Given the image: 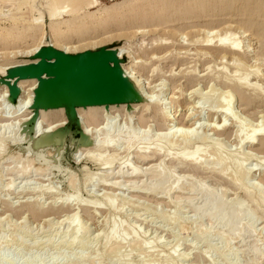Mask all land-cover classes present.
Returning <instances> with one entry per match:
<instances>
[{"label": "rangeland", "instance_id": "374dc122", "mask_svg": "<svg viewBox=\"0 0 264 264\" xmlns=\"http://www.w3.org/2000/svg\"><path fill=\"white\" fill-rule=\"evenodd\" d=\"M51 1L8 0L7 3V0H0V142L4 145L0 155V264H124L126 261V264H264V197L249 188L252 197L259 195L254 202L243 189L230 183L223 176L224 172L220 174L222 176L219 173L211 176V170L198 171L191 166H180L178 162L174 163L175 160L170 161V158L163 160L161 155H153L155 157L146 161L137 157L138 151H145L146 147L156 149L166 145L174 154H180L183 150H193L196 144L215 164L219 156H214L211 151L219 147L222 154L231 157V172L236 173L234 158L249 157L244 171L238 176L248 187L252 182H257L264 188L262 145L239 144L241 137H248L253 127L258 128L259 124L261 128L264 126V0H95L94 5L75 13H68L70 6L62 10L60 22L68 21L75 15L79 18H86L88 14L105 15L106 8H110V13H113L116 7L124 11L125 16L132 15L117 19L116 25L94 35V40L105 38L106 42L90 51L103 47L121 49L123 56L119 59L125 64H134L133 70L130 68L128 72L134 71L135 76L141 79L143 88L139 90L144 91L141 98L152 99L153 96L155 102L166 98L167 101L163 100L166 102L164 108L177 113L178 122L191 115L194 120L191 123H196L193 126L196 127L193 128L194 136H191L193 142L190 139L188 142L176 137L173 139L168 133V126L162 124L160 109L146 105L145 99L115 104L116 107L113 105L107 110L99 106L93 121L87 120L86 115L84 117L90 108L82 104L75 107L74 116L69 115L64 108H33L30 104H33L39 79L32 78L30 82L21 84V80L27 78H11L7 82L6 76L10 69L22 66L23 62L31 63L40 59L35 58L37 53L27 54L29 49L33 50L40 42L39 50L52 45ZM124 4L136 7L127 14L129 6H121ZM190 8L196 9V13ZM204 8H208V12H203ZM137 22L146 23L144 28L151 29L150 32L134 34L136 28L131 26ZM32 23H37L39 27L30 38L15 42L16 33L7 40L1 36L14 27L24 32ZM208 31L213 33L210 37ZM208 37L213 40L209 45L206 43ZM220 37L243 41L249 47V56L218 46ZM247 74H250V85L243 87L244 93H241L237 87L238 78ZM10 83L19 85V96L12 97L13 86ZM228 96H234L233 114L226 119V131L217 132L215 126L225 122L224 114L227 111L224 107ZM245 97L250 99L249 103L245 102ZM25 101L31 103L27 105ZM16 109L18 113L15 114ZM238 121L242 123L240 135L237 133ZM53 124L60 127L52 129ZM49 125L52 130H49ZM48 130L49 134L46 133ZM51 132L55 136L50 135ZM38 134L42 136L39 141ZM106 135L118 140L115 149L100 145ZM131 136H137L133 140L136 143L128 149L126 141ZM44 138L53 141L41 147L39 143L46 142ZM163 139L168 140L165 142ZM89 153L95 156L101 153L99 157L102 159L115 158L112 176L121 182L117 188L100 184L105 169L90 160L93 155ZM202 159L205 160V156ZM127 162L139 169L141 175L126 178V175L121 174L127 170H122ZM158 163L160 166L164 163L162 168L167 171L162 170L172 176L171 184L181 178L180 184L185 182L184 185L194 187L205 185L218 200H228L225 203L230 209H245L249 216L247 214L236 224L240 231H231L225 220L220 222L213 218L209 221L207 214L194 211L207 204L208 194L189 192L185 186V189L180 187L169 192V183L167 191L170 194L167 191L159 192V179L162 181V178L156 179L151 174L155 168H160L157 167ZM152 165L154 168H151ZM25 167H31L32 172L18 178L17 171ZM43 168L45 171H42ZM148 183L155 187L158 185L157 190ZM146 185L152 189L149 190ZM224 193L227 195L224 196ZM170 195L173 196L172 201ZM107 198H116V207H111ZM67 200L71 202L64 204ZM78 201L82 202L81 205L77 204ZM74 212L78 215H75L77 218L72 224L70 221L75 217H72ZM227 214L229 212L226 210L223 216ZM68 217L71 219L68 220ZM114 221L122 229H119V234L121 237L126 236L127 241L122 244L116 240L107 247L105 242ZM77 223L86 229L79 234L75 243H71L72 228ZM203 228L208 232L205 238L198 236ZM221 234L228 236L229 241H225ZM135 240H151L149 250L141 249Z\"/></svg>", "mask_w": 264, "mask_h": 264}, {"label": "bare ground", "instance_id": "6f19581e", "mask_svg": "<svg viewBox=\"0 0 264 264\" xmlns=\"http://www.w3.org/2000/svg\"><path fill=\"white\" fill-rule=\"evenodd\" d=\"M2 1H5V0H2ZM28 1V0H27ZM2 4H4V2H1ZM7 3H8V0H7ZM96 3V1L95 0H53V1H51L50 2V9L51 10H49V11H51V13H50V19H51V32H52V35H51V38H52V40H51V42H52V45L51 46H53V47H55L56 49H58V50H61V51H64V52H66V53H68V54H79V53H84V52H87V51H90L91 50V48H95V47H97V46H101V44H102V46H103V43H105L106 42V40H105V38L103 39H98V40H94V39H96V38H94L93 39V37H94V35H96V34H98V33H102L103 31H105V30H107V29H109L110 27H113L114 25H116L117 23H116V21H117V19L118 20H120V18L122 17V18H127V17H130V16H132V15H124V11H121V10H118L117 8L118 7H116V8H114L112 11H113V13H110L111 12V10H110V8H106L105 10H104V12H105V15H102L101 13H97V14H88V16H86V18H79V17H77V15H75V16H73L72 18H70L68 21H65V22H60V21H58L59 19H60V16L63 14V12L64 11H62L63 9H66V7H71V9H70V11H68V13L69 12H71V13H75L76 11H79V10H81V9H83V8H85V7H88V6H92V5H94ZM26 6H27V4H26ZM121 6H124V7H128V13L127 14H130L129 12H131L135 7H136V5H134V6H132V5H126V4H124V5H121ZM18 8H21V7H18ZM25 8V7H24ZM1 10V9H0ZM190 11H193L194 13H196V9H189ZM208 8H204V10H203V12H208ZM27 11V10H26ZM22 12V11H21ZM17 13V12H16ZM33 13V12H32ZM70 13V14H71ZM108 13H110V14H108ZM13 14H15V13H13ZM24 14V13H23ZM99 14H101V15H99ZM72 15V14H71ZM10 16V15H9ZM19 16H20V14H19ZM27 16V15H26ZM13 17V16H12ZM20 18H21V16H20ZM24 18H26L25 16H24ZM24 18L23 19H21V20H24ZM29 18V17H28ZM121 18V19H122ZM34 19V18H33ZM27 20V19H26ZM38 20V19H37ZM27 22H29V20L27 21ZM30 22H31V20H30ZM34 22H35V20H34ZM18 23H19V21H18ZM39 23V22H38ZM120 24H124V23H120ZM144 24H146V23H141V22H137V23H132V28H136V31L134 32L133 31V33L134 34H140V32L142 33H148V32H150V30H146L144 27L145 26H147V25H144ZM148 24V23H147ZM151 25V24H150ZM38 27H39V25H37V23L35 24H31L30 26H29V29L28 30H26V31H24V32H20L19 31V28H13V29H11V30H9V31H7L6 33H4V34H1V36L2 37H4L6 40L8 39V38H10L11 36H12V34H14V33H16L17 35H16V38H14L13 40H15V42L17 41V42H19L20 40H25L26 38H30V36H33V34L38 30ZM208 27H210L211 28V26L210 25H208ZM153 29V28H152ZM155 29H157V28H155ZM203 32V31H202ZM208 32H210L209 33V37H210V34L213 32L214 33V31L212 30V32L211 31H208ZM221 32V31H220ZM132 33V34H133ZM212 33V34H213ZM219 34V33H218ZM126 35V34H125ZM215 35V34H214ZM98 36H100V35H98ZM212 36V35H211ZM227 36V35H226ZM42 37V36H41ZM97 37V36H96ZM109 38H111L110 36H108ZM116 37H119V36H116ZM206 38V43H207V45H209V43H211V41H213V40H211L210 38ZM230 37V36H229ZM44 38V37H43ZM221 38V37H220ZM41 39V38H40ZM44 40V39H43ZM110 40V39H109ZM112 40V39H111ZM110 40V41H111ZM48 41H49V43H50V40L48 39ZM46 42V41H45ZM47 43V42H46ZM38 45V46H37ZM36 45V47L33 49V50H31V49H29V51H27L26 53L27 54H29V55H34V54H36L37 52H38V50H39V47L41 46V42L40 43H38ZM218 46H220V47H224V48H228V49H230V50H233V51H235V52H238V53H240V54H243V56H245V57H248L249 56V53H250V51H249V47L248 46H246L244 43H243V41H240V40H231L230 38H228V37H225V38H221L220 40H219V42H218ZM118 49V48H117ZM116 48H114V49H111L112 51H115V52H117V55H118V57L120 58V57H122L123 55H121V54H123V53H121L120 52V50H117ZM122 51V50H121ZM11 53V52H10ZM13 53V52H12ZM25 53V54H26ZM31 53V54H30ZM125 53V52H124ZM5 54V53H4ZM126 55H131V54H126ZM7 56V55H6ZM10 56V55H9ZM131 58V57H130ZM133 58V57H132ZM234 59V58H233ZM40 59H38L37 61H35V62H31V63H37L38 61H39ZM241 61V60H240ZM135 62V61H134ZM29 61H25V62H23L22 63V65H28V64H31ZM243 63V62H242ZM113 64V63H112ZM235 64V63H234ZM133 65L134 64H131V63H128V64H125V63H123V62H121V59H120V67H121V70H122V72L124 73V75L134 84V86H135V88H136V91L135 92H132L131 91V94H130V97H131V99H129L128 101H125V102H122V103H109V104H107V103H104V104H91V103H88L89 102V100H90V94H89V92L88 91H86L85 89H84V83H83V81L78 77V79H76V77L74 78V77H71L69 80H72V78H74V80L72 81V82H69V80L67 79L66 80V83H61V85H59V86H56L53 90H51V89H48V90H46V91H43L42 90V92H40V96L38 95V97L35 95V96H33V98H34V100H35V98H36V100H38V102L39 103H41V104H44V105H46V104H53V105H59V107H57V108H55V109H58V108H64L65 110H66V108L68 107L69 109H70V111H72L73 113H75V107L77 106V105H80V104H83V105H86L88 108H90V110H89V112H87V114H84V117H85V115H86V117H87V120H92L93 121V119H94V116H96V115H94V113H95V111L98 109L99 110V106H101L102 108H106V110H107V108L109 107V109H110V106H113V105H115V104H126L127 102H130L131 100H138V99H145L144 101L146 102V105L148 104L149 106H151V107H157V108H159L160 109V115H161V120H162V124H165V125H167L168 126V130L170 131V132H168L169 134H170V136L172 135L173 136V139H174V137H176V138H179V140H192L191 138V136H194L193 135V133H195V131H194V129L193 128H196V127H193L194 126V124H196V123H191L192 122V120H193V118L191 117V115H188V116H186V117H188V119H186V120H183V121H180V122H178V120H177V113H175V112H168V111H166L165 110V108H164V102L165 101H167V100H165V99H163V100H165V101H163V100H160L159 102L157 101V102H155V101H153V96H152V99L151 98H149V99H147L146 97H143V98H141V94L144 92V91H140L141 90V88H143L141 85V79L139 80V76H135V74L133 73V72H128V70L130 69V68H132V70H133ZM237 65V64H236ZM241 65V64H240ZM15 66V65H14ZM13 67V66H12ZM12 67H9V68H12ZM4 69V68H3ZM7 69V68H6ZM228 69V68H227ZM257 69V68H256ZM0 71H1V69H0ZM4 72V71H3ZM2 72V73H3ZM137 73V72H136ZM239 73V72H238ZM236 74V73H235ZM202 75V74H201ZM239 75H240V73H239ZM249 75L250 74H247L245 77H243V78H241V79H239L238 78V80H240L239 81V85L237 86L238 88H239V90H240V92L241 93H244V91H243V87H245V86H249L250 84H248L249 83ZM243 76V75H242ZM138 77V78H137ZM224 78V77H223ZM143 79V78H142ZM31 80H33L32 78H27V79H23V80H21L22 82H21V84L23 83V84H25V83H27V82H30ZM232 80V79H231ZM235 80H237V79H235ZM17 81H19V79H17ZM78 82H80V83H78ZM141 82V83H140ZM147 82V81H146ZM238 82V81H237ZM20 84V85H21ZM67 84H71V85H67ZM74 84H77V85H74ZM254 84V83H253ZM255 85V84H254ZM17 86V88H19V85H16ZM146 86V85H145ZM148 86V85H147ZM21 87V86H20ZM39 87H40V84L39 85H37V87L35 86V91H37L38 89H39ZM258 87V86H257ZM148 88V87H147ZM140 89V90H139ZM261 89V88H260ZM143 90V89H142ZM228 90V89H227ZM255 90V89H254ZM17 90L16 89H14L13 87H12V93L13 94H15L14 95V97H17V96H19L20 95V93H21V89L19 88V90L16 92ZM34 91V92H35ZM141 93H140V92ZM263 91V90H262ZM228 92V91H227ZM231 93V92H230ZM233 93V92H232ZM231 93V94H232ZM153 94V93H152ZM151 94V95H152ZM148 95V94H147ZM173 95V94H172ZM202 95V94H201ZM233 95V94H232ZM30 96V95H29ZM32 96V95H31ZM144 96V95H143ZM146 96V95H145ZM204 96V95H203ZM231 96V95H230ZM230 96H228V101H227V103H226V107H224L225 108V110L227 111V112H225V116H224V118H225V122H223L222 124H220L219 126H215V124L213 125V126H215V131L217 130V132H219V130H225L226 131V126H227V123H226V119L228 118V117H230L231 116V114H233L232 112H233V108H232V106L234 105L233 104V98H234V96H233V98H230ZM172 97V96H171ZM155 98V97H154ZM174 98V97H173ZM201 98V97H200ZM225 98V97H224ZM230 98V99H229ZM32 99V98H31ZM31 99H28V101L29 100H31ZM23 100V99H22ZM155 100V99H154ZM225 100V102H226V99H224ZM244 100H245V102H247V103H249L250 102V99L248 98V97H245L244 98ZM26 102V101H25ZM31 102H32V100H31ZM30 102V103H31ZM141 102H143V101H141ZM27 103H29V102H26V104ZM29 103V104H30ZM33 103H34V101H33ZM166 103V102H165ZM222 103V102H221ZM25 104V103H24ZM25 104V105H26ZM219 104V103H218ZM223 104V103H222ZM28 105V104H27ZM30 105H32L33 106V104H30ZM76 105V106H75ZM104 105V106H103ZM166 105V104H165ZM75 106V107H74ZM90 106V107H89ZM223 106H225V105H223ZM115 107H116V105H115ZM166 107V106H165ZM221 107H222V105H221ZM112 108V107H111ZM87 109V108H86ZM101 109V108H100ZM149 109V108H148ZM151 109V108H150ZM17 110L18 109H16L15 110V114H16V112H17ZM24 110V109H23ZM29 110V109H28ZM44 110H49V109H44ZM62 109H60V111H61ZM98 110L96 111V113L98 112ZM146 110H147V107H146ZM168 110V109H167ZM25 111V110H24ZM55 111V110H54ZM63 111V110H62ZM67 111V110H66ZM88 111V110H87ZM222 111V110H221ZM19 112H20V110H19ZM29 112V111H28ZM56 112H58L57 110H56ZM55 112V113H56ZM145 112V111H144ZM18 113V112H17ZM62 113V112H61ZM84 113V112H83ZM3 115V114H2ZM24 115V114H23ZM94 115V116H93ZM234 116H235V114H234ZM238 116V115H237ZM240 118V117H239ZM23 119H25V117L23 118ZM85 120H86V118H85ZM141 120H142V118H141ZM238 120H241V119H238ZM27 121V120H26ZM90 121H88V122H90ZM143 121V120H142ZM194 121V120H193ZM242 121V120H241ZM241 121H238V127H239V130H237L238 132V134H239V131L241 132V130H242V128H241V125H242V123H241ZM4 124H6L5 122H3ZM214 123V122H213ZM253 123V122H252ZM264 123V122H263ZM4 124H2V125H4ZM58 124V123H57ZM59 124H60V122H59ZM95 124V123H94ZM171 124H174L173 126H172V128H171ZM202 124V123H201ZM233 124V123H232ZM254 124V123H253ZM252 124V125H253ZM7 125H8V123H7ZM61 125V124H60ZM60 125H58L59 127H60ZM80 125V124H79ZM260 125V124H259ZM258 125V128H256V126H255V128L253 129L252 128V131H251V129H249L251 132H250V135L248 136V137H241V140L239 141L240 143V145L242 146L243 144H245V145H262V147H263V149H264V126L261 128V126H259ZM50 126V125H49ZM53 126H54V124H53ZM52 126V127H53ZM57 126V127H58ZM55 127L56 126H54V128H52V129H55ZM56 127V128H57ZM243 127V126H242ZM184 128H185V131H184ZM212 128V127H211ZM237 128V127H236ZM51 129V126L49 127V130ZM51 129V130H52ZM244 129H245V127H244ZM49 130L46 132L47 134H49L48 132H49ZM56 130V129H55ZM55 130H53V131H55ZM57 130H60V129H57ZM166 130V129H165ZM167 130V131H168ZM52 131V132H53ZM52 132L50 133V135L52 134ZM199 132V131H198ZM53 133H55V132H53ZM83 133V135H84V132H82ZM167 133V134H168ZM249 133V132H248ZM164 134V133H163ZM163 134H162V138H163ZM199 134V133H198ZM237 134V135H238ZM241 134V133H240ZM239 134V135H240ZM247 134V133H246ZM245 134V135H246ZM52 135H54V134H52ZM158 135V134H157ZM160 136H161V134H159ZM239 135H238V137H239ZM41 136V134H38V138ZM49 136V135H48ZM47 136V137H48ZM55 136V135H54ZM107 137H106V139H104L101 143H100V145H102L104 148H111V147H114V149L116 148V146H117V144L118 143H116V141H118V140H114V138H112V137H110V136H108V135H106ZM159 136V137H160ZM170 136H169V138H170ZM171 136V137H172ZM204 136V135H203ZM244 136V135H243ZM42 137V136H41ZM200 137H202V136H200ZM205 137V136H204ZM209 137V136H208ZM45 138H46V136H45ZM44 138V139H45ZM129 139H128V141H126V143H128V144H126L127 146V148L128 149H131V147H133L132 145L134 144V143H136V141H133L135 138H137V136H131V137H128ZM161 138V139H162ZM164 138H166L165 137V135H164ZM168 138V137H167ZM181 138V139H180ZM203 138V137H202ZM36 139V138H35ZM41 139V138H40ZM39 139V140H40ZM51 139H53V137L51 138ZM56 139V138H55ZM217 139H218V137H217ZM46 140V139H45ZM50 140V139H49ZM47 141L46 140V142L44 141V142H42V144H40L39 143V146H41V147H44V146H48V145H50V143L53 141ZM163 140H165V139H163ZM168 140V139H167ZM167 140H165V142L167 141ZM176 140V139H175ZM195 140H196V138H195ZM210 140V139H209ZM216 140V139H215ZM219 140V139H218ZM59 141V140H58ZM65 141V140H64ZM159 141V140H158ZM173 141V140H172ZM183 141V142H184ZM185 141V142H186ZM217 141V140H216ZM174 142V141H173ZM188 142V141H187ZM192 142H193V140H192ZM219 142V141H218ZM2 142H0V155H1V153H2V149L4 148V145H2L1 144ZM177 143V142H176ZM181 143V142H180ZM189 143H190V141H189ZM238 143V142H237ZM162 144V143H161ZM179 145V144H178ZM181 145V144H180ZM161 146V145H160ZM160 146H158L159 148H157L156 147V149H150V147H146L144 150L145 151H141L140 153H139V151H138V153H137V157L139 156V160H142V161H146V160H149L153 155H161L162 157H163V160L164 159H166V158H170V161H172V160H175V162L174 163H179L180 164V166H185V167H188V166H191L192 168H194L195 170H198V171H207L208 172V170H211V171H209L211 174V176H213V175H215V174H217V173H219V175L220 174H222L223 172V176H225L226 178H228V180L230 181V183H232V184H234L237 188H241V189H243L244 190V192L248 195V197H250V198H252V200L254 201V202H256V200H255V198H258V196L260 195L261 197H264V188L263 187H260V183H257V182H252L251 184H250V186L248 187L246 184H244V182H242V180H241V178L238 176V174H242V171H244L243 169H244V166H245V162L246 161H248L247 160V158H249V157H243V158H239L238 160H235V159H237V158H234V160L233 161H236V162H234V165H235V168L234 169H236V173L233 171V172H231L232 171V169H231V171L229 170V167H230V165L233 163H231V160H230V158L227 156V155H225V154H222V150L218 147V148H216V147H214V149L211 151V152H213V154H214V156H219V161L217 162V163H215L214 164V161H211V159H209L210 157L208 156V155H204L205 153L203 152V150H202V148H200L199 146H197L196 144H195V148L193 149V150H189V151H184L183 150V152H179L180 154H177V153H175V154H177V155H175L172 151H171V148H166V145H162V147H160ZM183 146V145H182ZM53 147V146H52ZM187 147V146H186ZM26 148V147H25ZM31 149V148H30ZM243 149V148H242ZM41 150V149H40ZM149 150V151H148ZM188 150V149H187ZM206 150V149H205ZM42 151V150H41ZM97 151V150H96ZM107 151V150H106ZM105 151V152H106ZM128 151V150H127ZM98 152V151H97ZM104 152V151H103ZM43 153V152H42ZM93 153V152H92ZM95 153V152H94ZM246 153V152H245ZM49 154V153H48ZM90 155H91V153H89ZM101 154V153H100ZM98 155V157L99 156H101V155ZM126 154V153H125ZM252 154V153H251ZM93 155V156H92ZM91 156L92 157H90V160H92V161H94V162H96L97 164H99V166L101 165L103 168L102 169H105V173H104V176L102 177V179L99 181L100 182V184H102L103 186H105V187H111V188H117L118 186H119V184H121V182L119 183V181H117L118 179H116V180H114L113 178L115 177V176H112V175H114V171H113V161H114V159H112V158H104L103 157V159H102V157H97V155L95 156L94 154H92ZM103 155L105 156V153H103ZM102 155V156H103ZM225 155V156H224ZM52 156V155H51ZM58 156V155H57ZM107 156V155H106ZM119 156V155H118ZM205 156V160L204 159H202V157H204ZM241 156H243V155H241ZM262 156V155H261ZM20 157V156H19ZM115 157V156H114ZM153 157H155V156H153ZM240 157V156H239ZM263 157V156H262ZM17 158V157H16ZM40 157H38V159H39ZM42 158V157H41ZM88 158V157H87ZM101 158V159H100ZM260 158V157H259ZM264 158V157H263ZM13 159H14V157H13ZM215 159V158H214ZM55 160V159H54ZM129 159H127V161H128ZM159 160V159H158ZM31 161V159H29V162ZM130 161V160H129ZM161 161H162V159H161ZM211 161V165L209 164L208 166H211V167H208L207 165H206V163H209ZM217 161V160H216ZM44 162H46V161H44ZM48 162V161H47ZM122 162V161H121ZM126 162V161H125ZM132 162V161H131ZM131 162L129 163V162H127L126 164H124L123 165V167H122V170L123 169H127L125 172L123 171V173H121V174H123V175H126V178L127 177H137V176H139V175H141L140 174V172H139V169H136V168H133V164L131 165ZM264 162V161H263ZM161 164V163H160ZM164 163H162V165H163ZM155 165V164H154ZM154 165H152L153 167H151V168H154ZM160 166L159 165V163H158V168L160 167L161 168V171H160V168L159 169H157V168H155V170L154 171H152V175H154V178L156 177V179H158V178H162V181H160V179H159V184H160V186H159V188L158 189H160L161 191H159V192H164L165 193V191H167L168 190V183L169 184H171V179H173L172 178V176L170 175V173L168 172V173H163L164 171L163 170H165V169H163L162 167L163 166ZM233 165V166H234ZM263 165V164H262ZM47 166V165H46ZM50 166V165H49ZM54 166V165H53ZM260 166V165H259ZM264 166V165H263ZM16 167V166H15ZM40 167V171H41V166H39ZM39 167H38V171H39ZM50 167H52V166H50ZM120 167V168H121ZM13 168V167H12ZM24 168V167H23ZM48 168V167H47ZM47 168H46V170H47ZM167 168V167H166ZM253 168V167H252ZM16 168H14V170H15ZM163 169V170H162ZM263 169V171H264V168H262ZM261 169V170H262ZM11 170V169H10ZM35 170H36V168H35ZM148 170V169H147ZM147 170H145L146 172H147ZM153 170V169H152ZM42 171H45L44 170V168H43V170ZM99 171H101V170H99ZM119 171V170H118ZM149 171H151L150 170V168H149ZM165 171H167V170H165ZM252 171V170H251ZM10 172V171H9ZM13 172H15V171H13ZM18 172V178H21V177H25V176H27V175H29V173L30 172H32V170H31V167L30 168H26L25 167V169H20V171H17ZM117 172V171H116ZM120 172H122V171H120ZM120 172H118V173H120ZM249 172H250V170H249ZM148 174V173H147ZM248 174V173H247ZM246 174V175H247ZM16 175V176H17ZM122 175V176H123ZM174 175V174H173ZM219 175H218V177H219ZM222 175H220V176H222ZM243 175H244V173H243ZM245 175V176H246ZM15 176V177H16ZM209 176V175H208ZM216 176V175H215ZM263 176H264V172H263ZM121 177V176H120ZM124 177V176H123ZM180 177V176H179ZM243 177V176H242ZM261 177V176H260ZM87 178V177H86ZM152 178V177H151ZM175 178V177H174ZM222 178V177H221ZM17 179V178H16ZM179 179V178H178ZM178 179H175L174 181H172V184L170 185V191L169 192H172L173 190H178L180 187H186V189L187 190H189V192H197L198 194H203V195H205V194H208V202H207V204H205V206L204 207H200V208H195V212H204L205 214H207V217H208V219H209V221H212L213 220V218H217V220H219L220 222H223L224 220H225V222H226V225H227V227L229 226L230 228V230L232 231V230H238L240 227H237L236 226V224L239 222L240 223V221H242V219L245 217V216H247V214H248V212H246V210L245 209H243V208H241V209H236V210H232V209H230L229 207H228V204H226L227 202H228V200H227V202L225 203L223 200L224 199H222L221 201L220 200H218V198H217V196H215L214 194H213V192H209L210 190H207L206 188H205V185H200V186H198V187H194L193 185H188L187 186V184L186 185H184V183H181L180 184V179L178 180ZM224 179V178H223ZM18 180V179H17ZM87 180V179H86ZM141 180V179H140ZM217 180H219V179H217ZM227 180V179H226ZM157 181V180H156ZM12 182H14V181H12ZM16 182V181H15ZM14 182V183H15ZM72 182V181H71ZM75 182V181H74ZM88 182H90V181H88ZM109 182H111V183H109ZM146 182V181H145ZM144 182V183H145ZM153 182H155V181H153ZM161 182V183H160ZM152 183V182H151ZM156 183V182H155ZM150 183H148V185H149ZM190 184V183H189ZM8 185V184H7ZM12 185V184H11ZM151 186H152V184H150ZM155 185V184H154ZM249 185V184H248ZM9 186V185H8ZM13 186V185H12ZM11 186V187H12ZM137 186V185H136ZM147 186V185H146ZM146 186H144L145 188H146ZM158 186V185H157ZM156 186V187H157ZM132 187V186H131ZM148 187V186H147ZM150 187V186H149ZM149 187H148V189H149ZM152 187H154V188H156L155 186H152ZM185 187H184V189H185ZM207 187V186H206ZM218 187V186H217ZM9 188H10V186H9ZM121 188V187H120ZM119 188V189H120ZM133 188V187H132ZM136 188V187H135ZM144 188V189H145ZM252 190V188H253V190H254V192H256L257 194H259L257 197H252V195L250 194V189ZM152 189V188H151ZM151 189H149V190H151ZM60 190V189H59ZM154 190V189H153ZM153 190H152V192H153ZM155 190H157V188L155 189ZM154 190V191H155ZM180 190H182V189H180ZM216 190V189H215ZM214 190V191H215ZM240 190V189H239ZM242 190V191H243ZM10 191V190H9ZM146 191V190H145ZM186 191V190H185ZM211 191H213V190H211ZM241 191V190H240ZM168 192V191H167ZM166 192V193H167ZM168 192V193H169ZM176 192V191H175ZM182 192V191H181ZM252 192V191H251ZM108 193V192H107ZM149 193V192H148ZM215 193V192H214ZM160 194V193H159ZM170 194V193H169ZM183 194H186L185 192L183 193ZM226 193H224V196H226L225 195ZM153 195V194H152ZM158 197H159V195H157ZM223 196V197H224ZM71 197V196H70ZM78 197V196H77ZM113 197V196H112ZM172 195H170V197L169 198H171V201H172ZM206 197V196H205ZM105 198V197H104ZM118 198V197H117ZM220 198V197H219ZM260 198V197H259ZM76 198H75V196H74V200H75ZM77 199H79V197L77 198ZM84 199H86V198H84ZM80 200V199H79ZM107 200H108V202H109V204H110V206L111 207H116L115 206V201H116V198H110V199H108L107 198ZM76 201V200H75ZM95 201V200H94ZM170 201V202H171ZM259 201V200H258ZM71 201L70 200H67V201H65V203L64 204H66V203H70ZM88 202V201H87ZM81 203L82 202H79L78 201V203L77 204H79V205H81ZM95 203V202H94ZM63 204V205H64ZM90 204H92V203H90ZM96 204H97V202H96ZM95 204V205H96ZM100 204V203H99ZM124 204V203H123ZM171 204V203H170ZM40 206V205H39ZM178 206V205H177ZM43 206H41L40 208H42ZM211 207V212H209V213H207L208 211H209V208ZM95 208H97V207H95ZM238 208V207H237ZM113 209V208H112ZM114 210V209H113ZM226 210L229 212V214H227L228 216H223V214H224V212H226ZM94 211V210H93ZM75 213V212H74ZM72 214V213H71ZM75 215H78L77 213H75V214H73L72 215V217L73 216H75ZM71 216V215H70ZM248 216H249V214H248ZM227 219V221H226V219ZM76 218H77V216H75V217H73L72 219H71V223L73 224L75 221H76ZM68 220H70L69 219V217L67 218ZM253 220V219H252ZM66 221V220H65ZM219 222V223H220ZM224 222V223H225ZM113 223V225L110 227L111 228V233H110V235H108L109 237L107 238V240H106V246L108 247V244H110V243H112L113 241H115L116 242V240H117V242H118V240H119V242H122V244L125 242V240L127 239V237L126 236H122L121 237V234H119V227H117V222L116 221H114V222H112ZM122 223V222H121ZM224 225V224H223ZM119 226V225H118ZM253 226V225H252ZM125 227V226H124ZM85 227H83L81 224H75L74 226H73V228H72V235H73V240L72 241H70L71 243H75L76 242V239L78 238V236H79V234H81L82 232H84L85 231ZM204 229V228H203ZM209 229V228H208ZM120 230H122V229H120ZM242 230V229H241ZM133 231V230H132ZM209 231V230H208ZM239 231H240V229H239ZM137 232V231H136ZM109 233V232H108ZM120 233H121V231H120ZM134 233V232H133ZM208 232H207V230L206 229H204L202 232H201V235H199L198 234V236H201V237H203V238H205L204 236L207 234ZM126 234V233H125ZM138 234V233H137ZM106 235V234H105ZM222 235V237L223 238H225L224 240L225 241H229L228 239H229V237L228 236H224L223 234H221ZM133 236V235H132ZM129 238V237H128ZM133 239H135V236L133 237ZM127 241V240H126ZM151 241V240H150ZM150 241H145V242H141V241H138V240H135V244H137L141 249H143V250H149L148 248H150L148 245H149V243H150ZM206 241V240H205ZM209 241V240H208ZM134 242V241H133ZM152 243V242H151ZM119 244V243H118ZM121 244V243H120ZM134 244V245H135ZM73 245V244H72ZM136 245V246H137ZM151 245V244H150ZM74 246V245H73ZM133 246V245H132ZM110 250V249H109ZM257 250L258 249H256V252H257ZM152 252H153V250H151ZM105 252V251H104ZM254 252H255V250H254ZM258 252H259V250H258ZM174 254V253H173ZM257 254V253H256ZM104 255V254H103ZM113 255V254H112ZM170 255V254H169ZM186 256V255H185ZM255 256V255H254ZM186 258H187V256H186ZM127 262V261H126ZM126 262L124 263V264H126Z\"/></svg>", "mask_w": 264, "mask_h": 264}, {"label": "water", "instance_id": "95a60500", "mask_svg": "<svg viewBox=\"0 0 264 264\" xmlns=\"http://www.w3.org/2000/svg\"><path fill=\"white\" fill-rule=\"evenodd\" d=\"M35 58H40V60L37 63L10 69L9 75L6 76L7 82H9V79L16 77L20 79L38 78L40 87L35 91V95L38 97L42 90H53L61 83H66L67 79L69 80L71 77L78 79L79 77L84 83V89L90 94L88 103L91 104L122 103L131 99V91H136L134 84L121 70L117 52L112 51L110 47L73 55L53 46H45L37 52ZM74 78L69 82H72ZM10 84L14 89L19 90L16 84ZM11 95L14 98L15 94L11 92ZM57 107L59 105L41 104L36 98L33 103V108L39 110L55 109ZM66 110L69 115H75L68 107ZM40 138H37V141Z\"/></svg>", "mask_w": 264, "mask_h": 264}]
</instances>
